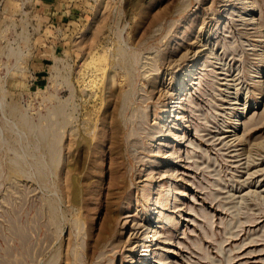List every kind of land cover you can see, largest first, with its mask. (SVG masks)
Here are the masks:
<instances>
[{"label":"rangeland","instance_id":"1","mask_svg":"<svg viewBox=\"0 0 264 264\" xmlns=\"http://www.w3.org/2000/svg\"><path fill=\"white\" fill-rule=\"evenodd\" d=\"M148 263L264 264V0H0V264Z\"/></svg>","mask_w":264,"mask_h":264},{"label":"bare ground","instance_id":"2","mask_svg":"<svg viewBox=\"0 0 264 264\" xmlns=\"http://www.w3.org/2000/svg\"><path fill=\"white\" fill-rule=\"evenodd\" d=\"M247 2H248V1H247ZM242 3H243V2H242ZM249 18H250V17H249ZM250 19H251V18H250ZM252 20H253V19H252ZM194 45H195V44H194ZM196 47H197V46H196ZM197 50H198V49H197ZM189 52H190V51H189ZM186 54H187V51H186ZM98 57H99V56H98ZM96 58H97V57H96ZM103 60H104L103 57H99V61H100V62L103 61ZM97 61H98V58H97ZM179 62H180V61H179ZM98 63H99V62H98ZM95 64L97 65V63H95ZM193 64H194V65H192V67L195 68V65H196L195 62H194ZM99 65H100V64H99ZM100 68H102V65H100ZM193 68H191V70H189V75L194 71ZM96 70H97V69H96ZM96 70H95V71H96ZM104 70H105V69H104ZM95 71H94V72H95ZM173 71H174V70H173ZM100 72H101V71H100ZM102 72H103V71H102ZM96 73H97V72H96ZM176 79H177V78H176ZM109 80H110V78H109ZM170 80H171V79H170ZM108 86H109V84H108ZM159 87H160V86H159ZM162 92H163V91H162ZM159 93H160V92H159ZM165 93H166V92H165ZM177 94H178V93H177ZM161 97H162V96H161ZM181 99H182V96H181L179 99L175 100V105H174V106H175V107H174V110L177 112L178 116H179L180 114H182V113H179V112H178L179 108H180L181 105H182V103H181V101H180ZM182 101H183V100H182ZM180 121H181V120H180ZM180 121H179V122H180ZM163 124H164V123H163ZM159 129H160L161 132H164V131H165V130H163L162 127H160ZM175 129L178 130V127L176 126ZM175 129L172 128V129H170V131H173V130H174V134H175V136H179V135H178V132H177ZM153 133H154V132H153ZM157 133H158V132H157ZM179 133H180V132H179ZM160 134H161V133H160ZM152 136H153V135H152ZM218 136H219V135H218ZM223 136H225V135H223ZM216 137H217V136H216ZM219 137H220V136H219ZM221 137H222V136H221ZM152 139H153V137H152ZM160 140H161V139H160ZM226 140H227V139H226ZM164 143H165V142H164ZM161 144H162V142L159 143L158 145H161ZM137 149H138V148H137ZM169 150H170V149H169ZM166 159H167V158H166ZM159 160H160V159H159ZM169 192H170V191H169ZM167 200H168V199H167ZM160 204H161V203H160ZM163 205H164V204H163ZM159 208H160V207H159ZM167 216H169V215H167ZM143 221H144V220H143ZM146 221H147V220H146ZM137 223H138V222H137ZM159 226H160V225H159ZM156 228H157V226H152V227H151V230H150L151 232H150L149 235H148V239H149V240L144 241V245H145V246H149V247L152 246L150 243L152 242V240H154L155 236H157V234H158V233H155V232H157V231H156V230H157ZM106 229H107V230L111 229L110 225L105 226V230H106ZM148 229H149V228H148ZM134 233H135V232H134ZM153 233H154V234H153ZM136 234H137V233H136ZM144 239H145V238H144ZM148 243H149V244H148ZM106 244H107V243H106ZM147 244H148V245H147ZM149 250H150V249H149ZM149 250L146 251V255H149V253H148ZM148 264H149V263H148Z\"/></svg>","mask_w":264,"mask_h":264}]
</instances>
